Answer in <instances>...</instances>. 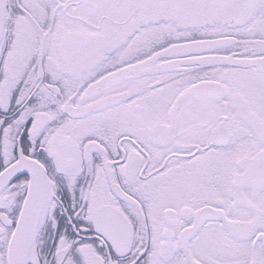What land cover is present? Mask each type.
Segmentation results:
<instances>
[{
  "label": "snow or ice",
  "instance_id": "snow-or-ice-1",
  "mask_svg": "<svg viewBox=\"0 0 264 264\" xmlns=\"http://www.w3.org/2000/svg\"><path fill=\"white\" fill-rule=\"evenodd\" d=\"M0 264H264V0H0Z\"/></svg>",
  "mask_w": 264,
  "mask_h": 264
}]
</instances>
